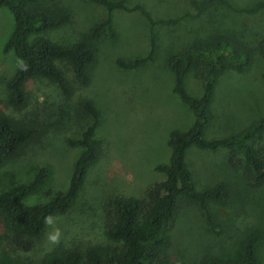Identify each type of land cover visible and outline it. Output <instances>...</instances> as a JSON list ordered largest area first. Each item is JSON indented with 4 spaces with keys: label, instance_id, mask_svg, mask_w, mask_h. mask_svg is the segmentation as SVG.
Returning a JSON list of instances; mask_svg holds the SVG:
<instances>
[{
    "label": "rangeland",
    "instance_id": "obj_1",
    "mask_svg": "<svg viewBox=\"0 0 264 264\" xmlns=\"http://www.w3.org/2000/svg\"><path fill=\"white\" fill-rule=\"evenodd\" d=\"M125 1L132 11L112 12L117 32L114 40L107 30L99 39L92 37L97 25L108 17L103 6L88 0H39V7L52 14L70 15V21L48 32V37L59 43L86 37L96 51V61L90 65L92 79L88 85L77 84L72 69H68L73 90L69 98L47 79L29 81L26 87L30 101L24 109L8 101L6 83L21 61L13 49L5 52L15 18L6 5L0 7V113L37 129L20 156L0 169V192L30 183L42 167L48 169L49 178L39 192L25 200L26 204L46 203L57 192L67 191L81 154L79 146L68 143L78 137L83 123L79 101L83 97L92 99L101 115L95 138L100 157L90 167L71 209L53 216L35 247L24 253L29 259L38 261L59 247H79L86 252L106 244V204L116 196L144 198L151 187L166 179L157 167L169 163L171 132L187 131L195 122L193 110L174 91L175 74L167 64L171 54L199 42L211 44L213 38L226 35L238 36L255 48L264 34V9L254 13L242 10L264 0H230L231 8L220 0ZM137 5L153 19L182 20L177 25H155V60L126 69L119 66L118 60L144 58L152 46V25L143 12L134 9ZM253 59L245 72L228 70L215 84L206 139L233 136L264 117V59L259 51ZM203 84V78L193 69L184 87L190 95L201 97ZM230 154L227 148L214 152L194 146L189 150L186 162L196 188L204 190L225 183L230 197L224 204L209 202L213 221L207 219L199 205L181 203L168 233V258L172 264H200L209 258L238 262L246 240L254 233L262 234L258 257L259 264H264V185L256 186L240 167L242 151L236 154L237 167L229 162ZM56 230L61 233L60 241L52 244L47 236Z\"/></svg>",
    "mask_w": 264,
    "mask_h": 264
},
{
    "label": "trees",
    "instance_id": "obj_2",
    "mask_svg": "<svg viewBox=\"0 0 264 264\" xmlns=\"http://www.w3.org/2000/svg\"><path fill=\"white\" fill-rule=\"evenodd\" d=\"M88 1L103 6L108 14L94 29L93 39H99L107 30L111 39L115 40L117 32L112 12L132 9L125 0ZM220 1L231 8L230 0ZM5 5L15 18V28L6 42L5 52L13 49L21 61L14 76L6 83L8 101L12 106L19 109L28 106L30 100L26 86L29 81L37 79L55 83L66 97H71L73 90L67 78L68 69H72L77 84L82 86L91 82L89 68L96 61V51L90 41L82 37L76 42L59 43L47 35L70 21L68 13L52 14L39 7V0H0V7ZM134 9L143 12L152 25V46L150 54L144 58L118 60L119 66L126 69H136L155 60V25H177L182 20V17L153 19L141 5ZM262 9L264 2L242 10L254 13ZM255 50L264 59V34L255 48L240 41L238 36L226 35L213 38L211 44L199 42L192 47H184L182 52L171 54L167 64L175 74L174 91L193 110L195 122L187 131L171 132V158L168 164L157 167L166 175V179L151 187L144 198L116 196L106 204V244L90 247L86 252L79 247H59L47 252L38 261L32 260L24 253L35 247L46 230V217L65 214L71 209L82 191L90 167L100 157L95 138L101 115L93 100L83 97L78 104L83 123L79 127L78 137L68 140L70 146L81 148L69 189L57 192L49 202L26 204L25 200L39 192L49 178L48 169L42 167L30 183L17 184L0 192V264H172L168 258L171 245L168 233L181 203L185 201L199 205L207 219L213 221L209 202L216 200L224 204L230 197L225 183H217L204 190L196 188L193 172L186 162L192 147L214 152L227 148L231 150L228 160L235 167L238 163L236 154L242 151L244 159L240 167H244L248 179L256 186L264 185V117L233 136L214 140L205 138L215 84L228 70L245 72L253 64ZM193 69L203 78L204 93L201 97L190 95L184 87L185 78ZM36 133L34 126L19 124L12 117L0 113V169L10 159L20 156L23 147ZM261 235L254 233L248 237L238 262H219L209 258L200 264H259Z\"/></svg>",
    "mask_w": 264,
    "mask_h": 264
},
{
    "label": "clouds",
    "instance_id": "obj_3",
    "mask_svg": "<svg viewBox=\"0 0 264 264\" xmlns=\"http://www.w3.org/2000/svg\"><path fill=\"white\" fill-rule=\"evenodd\" d=\"M46 221L50 223L51 222V217H46ZM60 235H61L60 231L56 230V232L54 234H49L47 236V239L52 244H58L59 241H60Z\"/></svg>",
    "mask_w": 264,
    "mask_h": 264
}]
</instances>
